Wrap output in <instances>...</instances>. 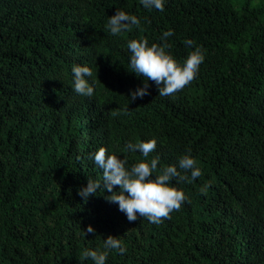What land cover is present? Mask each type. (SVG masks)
<instances>
[{
	"label": "trees",
	"instance_id": "16d2710c",
	"mask_svg": "<svg viewBox=\"0 0 264 264\" xmlns=\"http://www.w3.org/2000/svg\"><path fill=\"white\" fill-rule=\"evenodd\" d=\"M117 9L139 23L113 36L104 26ZM139 37L180 61L199 46L196 77L169 96L152 82L135 102L121 95L143 83L127 69V42ZM73 64L90 67L91 97L73 91ZM152 137L158 169L183 154L201 169L178 185L188 197L178 210L129 221L102 181L78 195L102 179L89 154ZM109 235L125 252L110 250L106 264H264V0H166L163 11L139 0H0V264H93L84 250Z\"/></svg>",
	"mask_w": 264,
	"mask_h": 264
},
{
	"label": "clouds",
	"instance_id": "9594fccd",
	"mask_svg": "<svg viewBox=\"0 0 264 264\" xmlns=\"http://www.w3.org/2000/svg\"><path fill=\"white\" fill-rule=\"evenodd\" d=\"M145 9L164 10L166 0H139ZM139 20L136 15L129 14L123 9H117L114 15L108 16L104 26L110 35H117L126 31L130 26L137 25ZM171 29L162 33L160 40L165 41L172 36ZM186 45H192L191 39L184 41ZM167 44H149L147 38L139 37L127 42L130 52L128 70L134 74L130 77L143 81L135 89H125L120 94L126 96L131 102L137 101L149 94V82L155 84L159 96H169L189 84L197 75L199 66L204 60V55L199 46L190 51L183 61L174 57L167 51ZM73 91L85 97H91L94 93L95 79L87 65L73 64L71 67ZM157 144V139L140 140L136 143L129 141L124 151L113 152L105 147L98 148L89 154V158L95 166L102 170V179L95 181L88 179L87 184L78 190V195L85 200L95 194L100 188L109 193L106 199L116 203L129 221L137 217H145L150 223H160L161 218L168 217L173 210H178L181 204L187 202L188 197L178 185L186 180H194L201 175V169L196 166L194 158L190 154H183L177 159L176 164L163 165L158 169L160 157L158 155L149 158ZM139 152L144 159L129 163L126 152ZM123 153V158L120 154ZM182 170V171H181ZM190 172V177L183 173ZM175 181V182H173ZM119 186L113 191L114 186ZM85 233L95 231L92 225H88ZM117 237V236H116ZM109 235L103 241V246L95 249L87 248L83 257L91 259L93 264H106L110 250H118L120 254L125 252L122 242Z\"/></svg>",
	"mask_w": 264,
	"mask_h": 264
}]
</instances>
